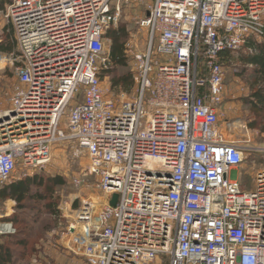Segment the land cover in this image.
<instances>
[{"label": "built area", "instance_id": "obj_1", "mask_svg": "<svg viewBox=\"0 0 264 264\" xmlns=\"http://www.w3.org/2000/svg\"><path fill=\"white\" fill-rule=\"evenodd\" d=\"M146 1L7 6L18 86L0 111V190L20 172L43 170L55 144L74 140L89 156L84 177H97L100 191L65 233L87 264H264V163L254 189H244L246 153L257 149L222 128L220 63L222 52L263 39L264 0ZM142 3L138 24L150 43L144 53L129 45L136 95L108 98L107 32L125 6ZM1 204L0 237L10 236L14 205Z\"/></svg>", "mask_w": 264, "mask_h": 264}, {"label": "rangeland", "instance_id": "obj_2", "mask_svg": "<svg viewBox=\"0 0 264 264\" xmlns=\"http://www.w3.org/2000/svg\"><path fill=\"white\" fill-rule=\"evenodd\" d=\"M146 2H153L147 0ZM145 4H130L123 8V13L119 23L112 27V30H119L122 25L126 26L127 35L124 38L125 53L127 62L125 66H116L112 62L109 70L113 73L105 71L102 76V85L108 98L121 99L123 95L133 98L136 95V85L130 92L124 89L114 90L112 88L113 77L134 76L135 62L133 56L129 53V45H133L139 52H145L150 43V34L147 29L139 26V21L146 15ZM6 11V10H5ZM0 14V20H3V33L0 30V43L12 32V28ZM3 34V35H2ZM11 43H15L11 52H3L0 54V111L6 109L10 105V99L13 95L14 88L18 86L12 67L8 64L11 56L17 54L15 35L11 37ZM105 45L106 55L110 58L113 48V40L107 36ZM262 40V39H261ZM259 41V40H258ZM158 47L157 39L153 41V49ZM111 59V58H110ZM7 64V65H6ZM225 69V96L223 110L225 115L221 118L222 128L231 141L249 148H255L256 151L246 153V158L242 166V182L244 189L253 190L255 175L264 163V112L261 114L252 109L251 104L246 100L252 98V94L257 89V73L255 69L248 68L242 74L239 67L224 66ZM254 86V89H253ZM90 165L88 154L78 147L74 140H67L55 144L52 148V160L43 170L33 172H20L15 180L19 181L28 177L41 176L47 181L44 186L33 192L45 193L51 187L50 193H45L46 201L42 204L36 201H30L36 206L42 207L46 204H54L58 211L59 222H57L49 213L44 210L37 209L29 214L38 217L39 223L43 226L39 228V238L30 244V248H17L19 253L15 258L16 264H87L82 256L76 255L68 245L65 237L68 221H71L76 212L80 209L82 202L89 198L100 194L98 187V178L87 173ZM61 179L65 183L62 185H54L48 183V180ZM80 179L82 183L76 184L75 180ZM10 184V183H9ZM2 190V189H1ZM0 190V192H1ZM3 204L12 203L15 210L14 199L9 195H3ZM1 199V198H0ZM11 200V201H10ZM0 200V207H2ZM39 204V205H38ZM58 219V218H57ZM57 222V224H56ZM17 230V229H16ZM25 251V255L21 251ZM159 261V260H158ZM157 264H169L168 257L160 258Z\"/></svg>", "mask_w": 264, "mask_h": 264}, {"label": "trees", "instance_id": "obj_3", "mask_svg": "<svg viewBox=\"0 0 264 264\" xmlns=\"http://www.w3.org/2000/svg\"><path fill=\"white\" fill-rule=\"evenodd\" d=\"M13 0H0V8L5 9L6 5L12 3ZM5 11V10H4ZM14 31L0 43V54L3 52H11L14 48L15 43H11ZM127 35V29L125 25H122L121 28L117 31L110 29L107 32V36L113 40V48L110 53V58L116 66H125L127 56L125 53V44L124 38ZM16 42V41H15ZM220 63L223 67H239L242 69V74L248 68L255 69L257 73V89L252 94V98H247V102L251 104L252 109L255 112L262 113L264 112V37L262 40H255L250 38L245 46L239 50H227L220 54ZM107 71V70H106ZM114 70H109L108 73H113ZM101 73V78L103 76ZM135 84L134 78L130 76H121L118 78L113 77L112 79V88L114 90H120L121 88L127 92H130L133 89ZM47 181L41 176L28 177L26 179L17 180L10 184L3 186L0 196L9 195L14 199L16 204L15 213L11 217V220L16 226V233L10 236L0 237V264H16V256L20 249L23 247L25 249L30 248V244L34 243V240L39 238L38 234L35 232L41 233L39 230L43 225L39 223L38 217L29 214V212H35L34 210L41 209L42 207L36 206L31 203L36 201L39 204L45 202L46 196L45 193H50L52 188L50 187L47 192H33L40 189ZM48 183L54 185H62L65 182L61 179L58 180H48ZM38 204V205H39ZM41 210H44L46 213H49L57 222H59V217H57L58 211L54 204L46 203ZM36 213V212H35ZM58 218V219H57ZM56 222V224H57ZM39 230V231H38ZM25 255V251H21Z\"/></svg>", "mask_w": 264, "mask_h": 264}, {"label": "crops", "instance_id": "obj_4", "mask_svg": "<svg viewBox=\"0 0 264 264\" xmlns=\"http://www.w3.org/2000/svg\"><path fill=\"white\" fill-rule=\"evenodd\" d=\"M7 6H8V4L6 5V7H5V9L4 10H6V8H7ZM3 9H1L0 8V14H2V16H3V11H4ZM5 12V11H4ZM0 30L2 31V33H3V20H0ZM3 35V34H2ZM3 40V39H2ZM0 200L3 202V198H5L2 194H1V196H0ZM15 213V210H14V212H13V214ZM12 214V215H13Z\"/></svg>", "mask_w": 264, "mask_h": 264}, {"label": "water", "instance_id": "obj_5", "mask_svg": "<svg viewBox=\"0 0 264 264\" xmlns=\"http://www.w3.org/2000/svg\"><path fill=\"white\" fill-rule=\"evenodd\" d=\"M147 15L149 16V14H147ZM117 200H118V195H114L113 200H112V205H116Z\"/></svg>", "mask_w": 264, "mask_h": 264}]
</instances>
